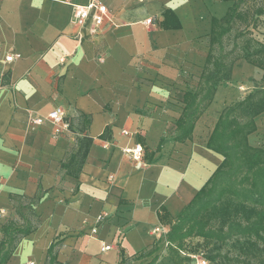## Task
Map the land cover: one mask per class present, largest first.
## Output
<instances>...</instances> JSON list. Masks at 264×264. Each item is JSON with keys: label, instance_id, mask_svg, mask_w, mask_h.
Returning <instances> with one entry per match:
<instances>
[{"label": "crops", "instance_id": "1", "mask_svg": "<svg viewBox=\"0 0 264 264\" xmlns=\"http://www.w3.org/2000/svg\"><path fill=\"white\" fill-rule=\"evenodd\" d=\"M91 2L105 5L110 18L95 32L92 16L82 26L74 19L76 8ZM230 6L226 0H0V78L8 80L0 87V246L5 224L36 225L6 264H47L53 243L61 264L152 260L137 257L166 243L170 223L223 161L207 149L222 111L264 89L263 71L238 60L192 139L173 141L184 94L207 58L212 19ZM58 107L68 131L55 135L51 122L33 124ZM255 121L248 141L264 149V112ZM88 140L86 159L71 164ZM137 144L138 161L125 151Z\"/></svg>", "mask_w": 264, "mask_h": 264}, {"label": "trees", "instance_id": "2", "mask_svg": "<svg viewBox=\"0 0 264 264\" xmlns=\"http://www.w3.org/2000/svg\"><path fill=\"white\" fill-rule=\"evenodd\" d=\"M226 1L232 2L227 13L212 19L209 50L197 85L184 94V108L173 136L175 142L192 139L197 121L212 103L219 85L231 80L238 60L244 59L264 73V43L252 34L264 18V0ZM5 78H0V87L8 82ZM263 112L264 89L252 91L222 111L207 149L221 155L223 161L170 223L165 236L174 264H189L191 256H183L182 252L194 238L213 244L206 256L211 263L264 264V149L253 147L248 141L257 130L255 119ZM91 142H81L71 156V164L77 160L83 163ZM63 167L69 169V165ZM39 199L40 196L36 197ZM35 228L32 222L25 227L14 222L3 226L0 264H6L19 239ZM228 243L237 252L232 248L225 250ZM160 244L157 241L137 259L152 257L149 263H156ZM55 247L53 243L48 251L47 264H61Z\"/></svg>", "mask_w": 264, "mask_h": 264}, {"label": "built area", "instance_id": "3", "mask_svg": "<svg viewBox=\"0 0 264 264\" xmlns=\"http://www.w3.org/2000/svg\"><path fill=\"white\" fill-rule=\"evenodd\" d=\"M108 8L97 2H91L86 6H79L75 10L74 19L77 25L82 26L87 19L92 16L93 24L92 30L97 31L106 20H110L108 15ZM152 19H147L145 24H152ZM14 56H9L6 58L7 61H12ZM33 124H43L46 121H49L53 124L55 135H59L65 131L70 129V123L67 121L65 110L61 107L56 108L51 111L45 117H35L32 119ZM126 153L132 155L133 159L138 161L142 158L143 155V147L140 144H137L132 149H126ZM160 231V230H156ZM96 233V229L93 230ZM111 248L110 245H107L103 248V250H109ZM196 264H208V260L204 258H198Z\"/></svg>", "mask_w": 264, "mask_h": 264}, {"label": "rangeland", "instance_id": "4", "mask_svg": "<svg viewBox=\"0 0 264 264\" xmlns=\"http://www.w3.org/2000/svg\"><path fill=\"white\" fill-rule=\"evenodd\" d=\"M252 34L253 36L258 39L259 41L264 43V18L261 19L258 27L256 29H252ZM198 77V76H197ZM197 78H192V87L197 85ZM247 90V88H244ZM213 247V244L211 243H203L202 240L198 238L191 239L187 242L186 244V249L184 253L182 252L183 256H191V261L189 264H196L198 258H205L207 256L208 251ZM231 248L237 252V250L232 246L231 243H228L226 246H224V249H230ZM160 261L163 260H168L170 263L172 262L170 256H169V251L167 249V244L161 242L160 244V250L158 252ZM159 262L153 263V264H158ZM151 264V263H148Z\"/></svg>", "mask_w": 264, "mask_h": 264}]
</instances>
